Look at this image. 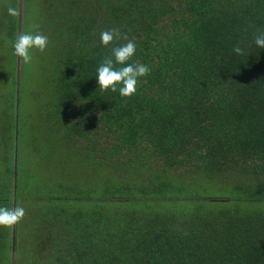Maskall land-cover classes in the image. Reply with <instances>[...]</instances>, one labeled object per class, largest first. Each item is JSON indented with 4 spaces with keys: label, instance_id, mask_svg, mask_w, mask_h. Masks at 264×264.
Here are the masks:
<instances>
[{
    "label": "trees",
    "instance_id": "16d2710c",
    "mask_svg": "<svg viewBox=\"0 0 264 264\" xmlns=\"http://www.w3.org/2000/svg\"><path fill=\"white\" fill-rule=\"evenodd\" d=\"M25 2L19 21L18 0L0 2V207L32 216L0 226V264H264V0H32V22ZM18 27L49 38L30 64ZM128 40L150 72L122 97L95 75ZM36 84L45 180L19 159L22 91Z\"/></svg>",
    "mask_w": 264,
    "mask_h": 264
},
{
    "label": "clouds",
    "instance_id": "9594fccd",
    "mask_svg": "<svg viewBox=\"0 0 264 264\" xmlns=\"http://www.w3.org/2000/svg\"><path fill=\"white\" fill-rule=\"evenodd\" d=\"M8 14L15 17L18 14L14 6H9ZM119 29H110L100 33L101 43L105 46L111 44L114 40L121 38ZM49 43V38L44 34H33L26 32L19 35L13 41L14 53L21 57L26 64L32 62L31 49L38 48L43 52ZM254 43L264 49V30L258 29L254 35ZM137 45L134 41L128 40L124 44L112 48L111 55L104 57L103 61L96 68V80L102 90L118 92L122 97H130L137 91V86L141 77L150 72L146 64L129 62L135 55ZM232 51L237 54H243L244 49L239 42L233 46ZM119 65V67H118ZM25 214L23 207H0V226H12L20 221Z\"/></svg>",
    "mask_w": 264,
    "mask_h": 264
},
{
    "label": "rangeland",
    "instance_id": "374dc122",
    "mask_svg": "<svg viewBox=\"0 0 264 264\" xmlns=\"http://www.w3.org/2000/svg\"><path fill=\"white\" fill-rule=\"evenodd\" d=\"M1 2V0H0ZM28 11L29 16H27V20H29V22H32L34 20V15L33 12L31 11V8L33 9V3L32 0H26L25 2ZM37 6H39V4H37ZM18 14L16 15L17 20H20V0H18V4L16 7ZM20 35V29L18 27L17 30V37ZM6 43H1L0 42V102H3V97L2 95H4V91H5V86H4V81L6 80V76H7V65L6 64V60H7V56H6V51H7V45H5ZM20 60L19 58H17V73H20ZM3 82V83H2ZM32 95L36 96H42L43 95V89L36 84V87L34 89L32 88H27L23 89L22 91V96L25 98V101L22 99L21 100V108L19 109L20 115L22 117V122L21 125L23 124V120H24V127L20 126L21 130H22V138H21V142H20V151H19V159L21 161V166L22 168L26 170H29L31 172H35L36 174L40 175L41 178L43 180H45L47 178V171L50 168V162L47 161L44 163V166L41 167V169H38L36 166V155L35 153L33 154L32 149L33 147L36 145V143L33 141L32 139V134H31V124L33 121V117L37 114V110H38V105L35 103V101L38 103L39 100L35 99V101H33L34 99L32 98ZM34 164V167H33ZM24 185L22 187V193L28 194L29 198L33 201H36L37 199H35L36 197V193L40 192V190L38 189L39 186L36 183L31 182V178H28V180H24ZM24 216H32L31 212L28 213L26 215V213L24 214Z\"/></svg>",
    "mask_w": 264,
    "mask_h": 264
}]
</instances>
